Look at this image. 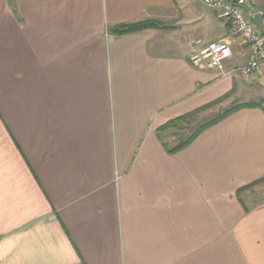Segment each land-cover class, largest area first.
Masks as SVG:
<instances>
[{"label":"crops","instance_id":"1","mask_svg":"<svg viewBox=\"0 0 264 264\" xmlns=\"http://www.w3.org/2000/svg\"><path fill=\"white\" fill-rule=\"evenodd\" d=\"M206 8L0 0V264H264V200L241 196L264 180V104L176 154L159 135L227 95L215 107L264 100V72L232 73L250 45L225 76L191 63L233 35Z\"/></svg>","mask_w":264,"mask_h":264},{"label":"built area","instance_id":"2","mask_svg":"<svg viewBox=\"0 0 264 264\" xmlns=\"http://www.w3.org/2000/svg\"><path fill=\"white\" fill-rule=\"evenodd\" d=\"M202 3L220 20L232 26L233 35L230 39L207 44L196 40L194 45L197 48L190 57L191 63L196 67L216 70L225 76V64L233 57L232 46L243 42L251 47L250 58L232 73L238 72L250 80L264 72V0H202Z\"/></svg>","mask_w":264,"mask_h":264},{"label":"trees","instance_id":"3","mask_svg":"<svg viewBox=\"0 0 264 264\" xmlns=\"http://www.w3.org/2000/svg\"><path fill=\"white\" fill-rule=\"evenodd\" d=\"M155 24L154 22L151 21H145V22H141V23H137V24H132V25H123V26H119L118 28H115L113 30L114 34L116 36H123V35H129V34H133V33H137V32H141L144 30H147L151 27H153ZM230 96V95H229ZM228 95L225 96L224 98H221L220 100H217L214 103H211L193 113H190L186 116H183L181 118H178L174 121L169 122L165 127L161 128L159 130V135L161 140L163 141L162 138V134L166 133L167 131H169V129L174 130L176 128H180L183 125H188L191 122L195 121L196 118H198L202 113H204L207 110H210L212 107H215L216 105H218L219 103H221L222 101H224L225 99H227L229 97ZM262 104H264V100L262 102H249V103H236L234 104L232 107L226 109L225 111H223L222 113H220L219 115L215 116L213 119L202 123L199 127H197L196 129H194L192 132H190L189 134H186L187 129L183 128L182 133H180L178 136H176V140L174 142H164L163 141V146L165 147V149L167 150V152L169 154H176L179 151L185 149L187 146H189L199 135L201 132H203L204 130L208 129L209 127L223 121L224 119H226L227 117H229L230 115L236 113L237 111L241 110V109H245V108H259L262 106ZM263 181V180H261ZM261 181L257 182L256 184L260 183ZM254 184V185H256ZM253 185V186H254ZM251 186H249L248 188H250ZM245 188V189H248Z\"/></svg>","mask_w":264,"mask_h":264},{"label":"rangeland","instance_id":"4","mask_svg":"<svg viewBox=\"0 0 264 264\" xmlns=\"http://www.w3.org/2000/svg\"><path fill=\"white\" fill-rule=\"evenodd\" d=\"M200 2V1H199ZM201 3V2H200ZM203 4V3H202ZM206 8V6H205ZM209 12H213L212 10L206 8ZM231 105V104H230ZM230 105L222 104L220 106L214 107L210 111H207L205 113H202L198 118L195 119V121L191 122L188 125H183L180 128H176L174 130L169 129L168 134L165 133L163 139L165 142H174L176 140V136H178L180 133L184 132L183 128L187 129L186 134H189L194 129L199 127L202 123H205L211 119H213L215 116L219 115L223 111L229 108ZM183 134V133H182ZM241 196H243V199L247 203H258L264 200V180L260 183L251 186L250 188L246 189Z\"/></svg>","mask_w":264,"mask_h":264}]
</instances>
